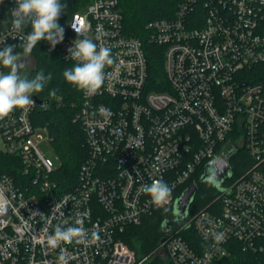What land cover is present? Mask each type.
<instances>
[{
  "label": "built area",
  "instance_id": "1",
  "mask_svg": "<svg viewBox=\"0 0 264 264\" xmlns=\"http://www.w3.org/2000/svg\"><path fill=\"white\" fill-rule=\"evenodd\" d=\"M15 6L0 0V38L8 45L21 40L10 31ZM82 6L61 43H38L74 66L68 49L83 38L76 24L111 48L115 63L104 86L94 95L81 92L74 118L87 155L74 187L60 193L56 168L36 148L37 132L47 134L33 124L37 98L27 112L0 121V203L7 207L0 214V264H58L61 249L69 264H215L236 250L264 253V0H179L172 18L146 25L145 40L125 33L118 0ZM145 42L161 49L157 81L148 75ZM239 149L251 165L212 203L172 223L148 255L138 258L126 246L127 227L169 207L209 161ZM157 179L172 189L161 206L143 192ZM76 218L90 242L48 247L55 226ZM190 232L193 244L185 237Z\"/></svg>",
  "mask_w": 264,
  "mask_h": 264
},
{
  "label": "trees",
  "instance_id": "2",
  "mask_svg": "<svg viewBox=\"0 0 264 264\" xmlns=\"http://www.w3.org/2000/svg\"><path fill=\"white\" fill-rule=\"evenodd\" d=\"M88 0H61L67 4L58 23L64 28L70 16L84 5ZM179 0H118L124 21V31L128 36L147 37L146 25L152 21L170 19L173 17ZM19 45V43L12 44ZM146 57L148 60V75L152 81L163 78L161 49L145 42ZM21 51L19 47L16 49ZM35 63L29 78L43 69L45 73H52V80L46 85L45 90L35 94L38 100L45 103L34 112V126L44 127L47 130L50 143L55 150L60 166L56 168L53 179L57 182L60 193L72 189L76 183L78 171L84 162L87 150L85 138L80 125L74 121L77 105L80 102L81 92L75 86L68 84L62 77L65 69L73 67L65 62L57 50L46 51L40 43L31 53ZM55 91V95H50ZM229 163L233 169L230 179L244 173L251 165V158L244 149H239L230 156ZM203 168L198 171L193 179L180 188L176 199L190 185L197 184V191L189 207L188 215H193L207 207L219 195V187L210 182H200ZM225 181L222 185L228 183ZM221 185V186H222ZM174 202L167 208L157 210L143 218L139 226H130L121 234L122 241L133 250L138 258L151 253L163 237L162 224L166 219L173 218ZM189 243L196 242L193 232L185 234ZM215 264H264V253L252 254L236 250L231 257L222 259Z\"/></svg>",
  "mask_w": 264,
  "mask_h": 264
},
{
  "label": "clouds",
  "instance_id": "3",
  "mask_svg": "<svg viewBox=\"0 0 264 264\" xmlns=\"http://www.w3.org/2000/svg\"><path fill=\"white\" fill-rule=\"evenodd\" d=\"M15 7L11 9V32L21 36L19 45L6 44L7 37L0 38V121L8 118L15 110L27 112L35 105L33 95L45 90L46 85L52 80V73L38 71L33 78L24 74L27 67L26 61L31 56L38 42L47 41L52 48L64 39V28L58 23L61 15L65 13L66 3L61 0H14ZM77 36L73 46L68 49L69 58L76 61L73 67L63 71V79L75 86L85 95L97 94L105 84L106 69L115 63L111 48L94 42L84 35L83 30L73 24ZM25 29H30L26 34ZM96 41L101 40L97 34ZM19 47L21 51L16 49ZM55 95V91H50ZM107 113V109L101 106ZM172 189L162 180H153L150 185H143V192L150 197L156 206L163 205L171 197ZM7 211L6 204L0 203V214ZM67 224V221L64 222ZM94 240H99V235L91 233ZM88 240V232L83 226V221L76 218L73 225L63 227L55 226L53 234L47 236L46 243L50 248H57L61 244H84ZM58 264H69L64 250L58 256Z\"/></svg>",
  "mask_w": 264,
  "mask_h": 264
},
{
  "label": "water",
  "instance_id": "4",
  "mask_svg": "<svg viewBox=\"0 0 264 264\" xmlns=\"http://www.w3.org/2000/svg\"><path fill=\"white\" fill-rule=\"evenodd\" d=\"M37 104L39 107L45 105L43 101L38 99ZM230 156L231 155H224L223 157H216L209 161L204 167L200 182H210L219 187V190L221 191V185L232 176L233 169L229 163ZM197 188V184L190 185L176 199L174 203L173 218L166 219L162 224L163 235L170 230L172 223L183 222L187 219L188 210L194 199ZM163 240L164 239L160 242Z\"/></svg>",
  "mask_w": 264,
  "mask_h": 264
},
{
  "label": "rangeland",
  "instance_id": "5",
  "mask_svg": "<svg viewBox=\"0 0 264 264\" xmlns=\"http://www.w3.org/2000/svg\"><path fill=\"white\" fill-rule=\"evenodd\" d=\"M77 11L83 13L85 11V8L83 6L79 7V9ZM77 11H75V12H77ZM26 63H27V67L24 70V74L29 77L30 74L32 73V70L34 69L35 63L32 60V58H28ZM37 134L42 136L41 141L36 142L37 150L40 152V154L43 156L44 159L51 162V164L54 168L59 167L60 166V160H59L55 150L53 149L50 141L48 140L47 134L43 131H38Z\"/></svg>",
  "mask_w": 264,
  "mask_h": 264
}]
</instances>
